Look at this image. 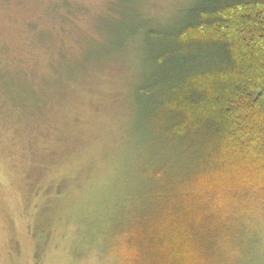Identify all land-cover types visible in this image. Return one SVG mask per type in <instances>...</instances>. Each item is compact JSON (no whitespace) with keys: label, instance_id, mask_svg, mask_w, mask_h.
I'll list each match as a JSON object with an SVG mask.
<instances>
[{"label":"rangeland","instance_id":"obj_1","mask_svg":"<svg viewBox=\"0 0 264 264\" xmlns=\"http://www.w3.org/2000/svg\"><path fill=\"white\" fill-rule=\"evenodd\" d=\"M190 2L0 0V264H130L114 232L148 148L140 32ZM263 217L247 264H264Z\"/></svg>","mask_w":264,"mask_h":264},{"label":"trees","instance_id":"obj_2","mask_svg":"<svg viewBox=\"0 0 264 264\" xmlns=\"http://www.w3.org/2000/svg\"><path fill=\"white\" fill-rule=\"evenodd\" d=\"M140 35L148 148L116 247L130 264H247L264 215V0H192Z\"/></svg>","mask_w":264,"mask_h":264}]
</instances>
